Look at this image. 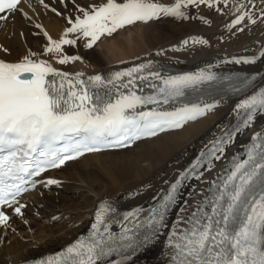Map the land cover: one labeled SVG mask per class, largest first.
<instances>
[{
  "label": "snow or ice",
  "instance_id": "snow-or-ice-1",
  "mask_svg": "<svg viewBox=\"0 0 264 264\" xmlns=\"http://www.w3.org/2000/svg\"><path fill=\"white\" fill-rule=\"evenodd\" d=\"M39 2L46 9L49 7L44 0ZM220 2L175 0L172 4H163L154 0H104L81 6L72 0L79 14L66 17L69 26L59 40L52 39L46 31L43 33L48 40L44 52L59 54L57 63L68 64L81 57L64 54V45H76L79 39H86L85 47L92 49L102 37H112L118 30L138 22L147 23L161 16L188 19L184 11L188 6L204 4L211 8ZM223 2L227 6L228 0ZM24 3L26 0H0V21L6 22L16 13L31 19L23 10ZM60 3L64 4L65 0ZM245 7L239 5V14L228 25L229 29L246 19L256 23L254 13ZM51 11L61 15L55 7ZM260 18L264 20V9ZM35 26L42 28L40 24ZM70 34L75 38H69ZM36 55L30 51L16 63L0 60V226L4 227L10 219L7 209L23 216L26 205L18 197L29 186L34 188L36 178L42 173L61 168L86 153L127 148L136 141L182 128L218 106L200 101L182 104L172 111L160 109L162 104L179 101L186 89L228 81L226 87L238 92L256 79L255 76L218 77L204 71L178 76H161L159 72L149 71L144 75L152 68L151 63L114 72L107 78L96 74L84 79V73L59 71L46 60L33 59ZM259 56L264 57V51ZM257 58L234 62L250 64ZM149 77L160 83L146 84ZM144 86L150 87L152 93L143 94ZM149 105L154 107L144 110ZM236 109L237 123L212 141L208 150L202 151L180 173L162 199L146 210L148 231H141L144 209L120 213L104 200L99 204L96 222L87 237L77 239L61 255L38 264H127L131 255L151 243L166 227L167 214L178 204L184 181H200L204 175L200 169L211 171L213 160H219L236 135L252 125L258 112L264 113V88L242 100ZM224 172L216 180L207 182L204 190L207 194L195 201L192 211H186L187 201L181 207L183 215L169 233L170 264H264V129L251 137L246 158L234 156ZM46 183L55 185L59 181L48 179ZM115 215H122L130 224L119 235L110 231L109 221Z\"/></svg>",
  "mask_w": 264,
  "mask_h": 264
},
{
  "label": "bare ground",
  "instance_id": "bare-ground-1",
  "mask_svg": "<svg viewBox=\"0 0 264 264\" xmlns=\"http://www.w3.org/2000/svg\"><path fill=\"white\" fill-rule=\"evenodd\" d=\"M102 2L104 0H76L81 6ZM154 2L172 4L175 0ZM44 3L49 5L47 9L39 0H26L23 10L31 19L16 13L6 22L0 21V60L20 62L31 51L37 54L33 59L46 60L61 71L96 74L149 59L193 71L201 69L192 74L201 71L254 73L255 90L264 85V57L259 56L264 51V20L260 18L261 9H264L262 0H228L227 6L221 0L211 8L204 4L190 5L184 11L191 7L206 12L193 16L191 20L161 16L147 23L139 22L118 30L112 37H102L92 49L85 47L86 39H79L76 45H64L63 49L64 54L80 56L81 59L64 65L57 63L59 54L44 52L48 40L43 33L46 31L52 39L59 40L69 26L66 17L79 13L72 0H65L64 4L60 0H44ZM240 4L254 13L256 23L246 19L229 29L228 25L239 14L237 8ZM53 7L61 13L60 16L51 11ZM194 20L201 27L189 29L193 25L188 23ZM36 24L42 28H37ZM69 37L75 38L71 34ZM194 40L207 43H193ZM253 57H258L255 63L234 62ZM249 96L251 94L222 102L206 116L188 122L181 129L164 132L120 150L84 155L42 176L43 183L20 199L26 205L22 209L23 216L16 215L12 209L6 210L10 219L7 227L0 226V264H20L52 253L78 238L96 220L99 204L104 200L126 212L152 204L206 145L237 118V104ZM262 129L264 113L258 112L252 125L236 135L219 160H213L211 171L205 168L200 181L191 179L187 182L178 204L167 218L166 227L144 252L133 256L129 264H170L169 233L178 217L183 215L180 209L185 206V201L188 204L186 211H192V205L206 194L207 182L220 166ZM48 179L59 183L48 185ZM58 185L63 187L61 192L55 190ZM66 227L68 230L63 231ZM23 234L28 236H21Z\"/></svg>",
  "mask_w": 264,
  "mask_h": 264
},
{
  "label": "rangeland",
  "instance_id": "rangeland-1",
  "mask_svg": "<svg viewBox=\"0 0 264 264\" xmlns=\"http://www.w3.org/2000/svg\"><path fill=\"white\" fill-rule=\"evenodd\" d=\"M186 13H187V15H188V20H191V18L193 17V16H195V15H197V14H200L201 12H203V14H204V12H206V10H204V11H202V10H199V9H196V8H188L186 11H185ZM181 24H185V23H181ZM188 24H192L193 26H189V29H191L192 27H194V28H198V27H201V24H199L196 20H194V21H190ZM195 25H197V27L195 26ZM56 190H59V192H61L62 190H63V187L62 186H58V187H56ZM79 195V194H78ZM77 195V196H78ZM66 230H68V227H66V228H64V230L63 231H66ZM21 236H24V237H26V236H28L27 234H23V235H21Z\"/></svg>",
  "mask_w": 264,
  "mask_h": 264
}]
</instances>
